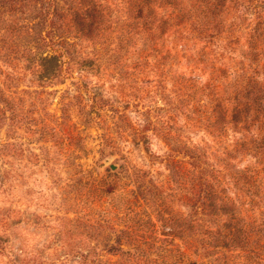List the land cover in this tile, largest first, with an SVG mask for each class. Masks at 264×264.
Returning <instances> with one entry per match:
<instances>
[{"label": "rangeland", "instance_id": "374dc122", "mask_svg": "<svg viewBox=\"0 0 264 264\" xmlns=\"http://www.w3.org/2000/svg\"><path fill=\"white\" fill-rule=\"evenodd\" d=\"M0 1V264H212L202 175L248 209L231 174L257 168L264 206L231 118L237 79L264 89V0H95L87 36L64 0Z\"/></svg>", "mask_w": 264, "mask_h": 264}, {"label": "trees", "instance_id": "16d2710c", "mask_svg": "<svg viewBox=\"0 0 264 264\" xmlns=\"http://www.w3.org/2000/svg\"><path fill=\"white\" fill-rule=\"evenodd\" d=\"M27 1L29 3L30 0H25V2ZM46 1L48 3L46 6H50L49 9H52L53 14L61 16L63 20L64 11L62 10L64 8L59 7L56 0ZM155 2L156 0H141L140 4L142 8L146 7L149 11ZM64 3L67 5V11L74 14L75 18L79 20V26H77L79 33L90 32L89 34H91L94 25L101 24L102 4L95 0H64ZM18 4H21V0L12 2L13 6ZM5 7H9V5L1 2L0 10ZM209 13L212 14L210 10ZM54 41L57 44L55 56L43 57L40 65L45 73H54V77H56L59 69L60 72L62 71L59 58L65 54L66 56L71 54V51L65 46L66 42L63 36H57ZM56 63L57 70L54 67ZM258 85L260 86L252 78H247L246 82L237 79L234 84L232 122L235 127L242 124L244 127L257 131V136H253L249 142L243 140L242 143H238V146L236 145L237 154L243 151L264 154V89ZM243 88L246 89L244 94L241 92ZM222 111L226 115L227 110L223 109ZM222 111L218 110L216 120L211 124L216 125L225 120ZM231 179L239 191L238 193H243L249 198L248 209L245 208L238 195L237 197L228 196L227 188L222 186L221 177L203 174L200 180L201 193L199 197L203 210H208L213 217L223 216L226 219L221 227L208 232L210 238L206 240V244L217 256L212 264H264V206L260 203L263 201L260 190L263 182L260 179V171L257 168H246L233 172ZM257 198L260 202L257 201ZM236 251H238L237 255L231 253ZM238 258H243V260L237 261Z\"/></svg>", "mask_w": 264, "mask_h": 264}, {"label": "water", "instance_id": "95a60500", "mask_svg": "<svg viewBox=\"0 0 264 264\" xmlns=\"http://www.w3.org/2000/svg\"><path fill=\"white\" fill-rule=\"evenodd\" d=\"M113 169H115V166H112Z\"/></svg>", "mask_w": 264, "mask_h": 264}]
</instances>
